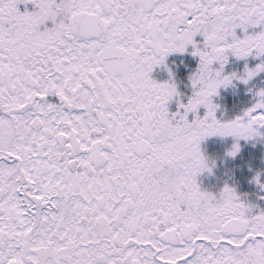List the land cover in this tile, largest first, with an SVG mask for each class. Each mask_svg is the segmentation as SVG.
Returning <instances> with one entry per match:
<instances>
[{
    "label": "snow or ice",
    "instance_id": "1",
    "mask_svg": "<svg viewBox=\"0 0 264 264\" xmlns=\"http://www.w3.org/2000/svg\"><path fill=\"white\" fill-rule=\"evenodd\" d=\"M260 73L264 0H0V264H264V208L197 181L207 137L264 136V87L228 121L213 103Z\"/></svg>",
    "mask_w": 264,
    "mask_h": 264
},
{
    "label": "rangeland",
    "instance_id": "2",
    "mask_svg": "<svg viewBox=\"0 0 264 264\" xmlns=\"http://www.w3.org/2000/svg\"><path fill=\"white\" fill-rule=\"evenodd\" d=\"M253 59H238L237 65L233 64L232 67L225 66L224 71L226 74L234 71L242 73L246 63L253 67L259 62L257 58ZM252 61L253 63L250 64L249 62ZM188 80L190 81V79ZM259 87H264V73L258 74L247 85L237 80L227 88L222 87L219 89V95L214 96L215 100H213V103L215 102V104L219 105L216 111L218 119L224 122L240 115L254 103L252 90ZM206 111L207 109H205V113ZM236 143H239L241 148L239 153L232 157L228 155V152ZM208 146L205 156L208 161L214 162L210 166L220 172L219 181L222 179V188L225 184L232 185L237 188L242 200H247L256 207L264 208V198H262L264 196L262 189L264 190V188L253 180L257 173H261V179L264 180V136L247 140L238 139L234 136H220L213 146Z\"/></svg>",
    "mask_w": 264,
    "mask_h": 264
},
{
    "label": "flooded vegetation",
    "instance_id": "3",
    "mask_svg": "<svg viewBox=\"0 0 264 264\" xmlns=\"http://www.w3.org/2000/svg\"><path fill=\"white\" fill-rule=\"evenodd\" d=\"M20 7H21V10L25 9V5L23 4H21ZM27 8L29 10H32L34 6L29 4L27 5ZM249 58L252 60L254 57H249ZM181 60H183L184 63H180ZM237 60L238 59L235 57L234 58L230 57L229 62L225 66L232 67L233 64H236ZM173 61H175L176 63L174 64ZM249 63L252 64L253 61ZM167 64L170 67H172L173 71L176 73L175 80L178 86V90L182 94L181 96L175 98L173 101L169 103V109L171 113V112H176L178 110V105L180 102L187 103L188 99L192 95L194 90L192 89L191 83L188 79H189V75L192 74V72H194L195 69L198 67L199 58L193 57L190 52L184 53V54H171L167 58ZM177 65L179 66L177 67ZM152 76L154 79L161 81V82L169 79V74L167 70L161 66H158L155 69V71L152 73ZM213 100H215L214 97H213ZM205 109L206 108L201 106V108L198 110V113L189 114V119H195L197 114L203 117L205 115ZM216 117L218 119L217 113H216ZM218 137L220 136L217 135V136L207 137L205 140L201 142V150L204 155L206 153L207 146L208 145L213 146L217 142ZM209 163L210 165L214 164V162L212 161H209ZM217 171L218 169H215L212 167L211 173H209L208 171H205L197 177V181L200 184L202 189L216 193V194L219 193V191L222 189V185H221L222 179L219 181L221 175H220V172H217ZM262 191L264 190L262 189ZM262 198H264V196ZM259 208L260 207H256V210H259Z\"/></svg>",
    "mask_w": 264,
    "mask_h": 264
},
{
    "label": "clouds",
    "instance_id": "4",
    "mask_svg": "<svg viewBox=\"0 0 264 264\" xmlns=\"http://www.w3.org/2000/svg\"><path fill=\"white\" fill-rule=\"evenodd\" d=\"M207 163L210 165L209 161H207Z\"/></svg>",
    "mask_w": 264,
    "mask_h": 264
}]
</instances>
